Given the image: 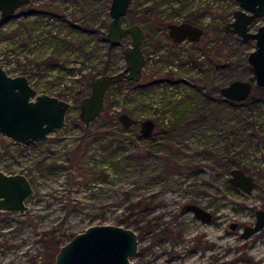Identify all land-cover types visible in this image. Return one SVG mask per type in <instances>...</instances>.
I'll return each mask as SVG.
<instances>
[{"label":"rangeland","instance_id":"374dc122","mask_svg":"<svg viewBox=\"0 0 264 264\" xmlns=\"http://www.w3.org/2000/svg\"><path fill=\"white\" fill-rule=\"evenodd\" d=\"M110 1L32 0L0 21V65L10 75L27 76L39 92L72 104L64 125L47 139L3 142L1 168L25 174L35 192L25 212L0 214V264H55L57 246L94 224L131 228L152 248L166 231L163 239L178 254L198 230L209 244L203 264H264V228L241 237L243 226L255 223L256 211L264 209V87L255 85L241 102L218 90L236 78L254 79L247 55L255 43L223 28L238 1L133 0L132 23L146 31L142 79L111 85L105 111L86 125L80 104L91 92L90 79L101 75L109 60L106 73L126 66L124 57L113 61L103 37ZM145 8H153L155 16L143 15ZM55 14L65 22L51 21ZM183 21L205 29L200 41H172L168 24ZM254 22L259 26L264 17ZM70 23L87 26L90 33L79 36ZM130 41L122 39L116 50L123 52ZM122 112L139 122L153 119L154 132L145 137L140 124L124 128L118 120ZM233 168L254 178L251 193L231 181ZM189 202L207 207L213 220L200 226L184 209ZM233 222L241 229L232 230ZM137 258L132 257L134 264ZM146 260L199 263L183 256L172 263L157 260L153 253Z\"/></svg>","mask_w":264,"mask_h":264},{"label":"water","instance_id":"95a60500","mask_svg":"<svg viewBox=\"0 0 264 264\" xmlns=\"http://www.w3.org/2000/svg\"><path fill=\"white\" fill-rule=\"evenodd\" d=\"M239 8L233 19L224 24L227 33L239 35L243 41H253L254 48L248 53L247 61L252 66L254 79H233L220 89L221 95L230 101L247 100L254 86L264 87V24L253 32L249 26L258 18L264 17V0H237ZM32 0H0V21L10 20L17 9L28 5ZM132 0H111L107 24L106 41L113 46L130 37V44L123 49L126 66L116 73L97 76L91 84V92L81 100L80 119L89 125L106 109V93L111 84L123 80L140 81L146 56L142 45L146 38L145 29L138 23L126 25ZM169 37L173 42L185 39L198 41L204 29L190 22L170 23ZM72 104L57 96L39 92L25 75H10L0 65V134L6 143L31 145L48 138L49 133L61 128ZM124 128L140 124L143 136H150L156 122L145 119L139 122L127 112L118 115ZM0 142V154L2 153ZM231 181L244 192L251 193L256 181L241 168L231 170ZM35 190L30 179L23 173L8 174L0 169V214L5 211L25 212L26 200ZM184 209L193 211L204 222L212 221L208 209L187 203ZM238 222L230 224L236 230ZM264 228V209L256 211V221L246 225L241 233L243 239ZM139 241L136 231L114 224H94L74 235L62 245L56 254L55 264H134L132 257L137 254Z\"/></svg>","mask_w":264,"mask_h":264},{"label":"flooded vegetation","instance_id":"af4514ba","mask_svg":"<svg viewBox=\"0 0 264 264\" xmlns=\"http://www.w3.org/2000/svg\"><path fill=\"white\" fill-rule=\"evenodd\" d=\"M133 1V0H132ZM132 3V2H131ZM236 10V9H235ZM234 10V11H235ZM234 13V12H233ZM258 19H260V18H258ZM257 20V19H256ZM183 22H187V21H183ZM179 23H182V22H179ZM193 24V23H192ZM254 24V22L249 26V30L250 31H252L251 30V26ZM264 24V23H263ZM263 24H261V25H263ZM261 25H259V26H261ZM258 26V27H259ZM258 27H257V29H258ZM203 28V27H202ZM169 29V28H168ZM204 29V28H203ZM169 32V31H168ZM253 32H255V31H253ZM204 34H205V29H204ZM203 34V35H204ZM202 35V36H203ZM202 38V37H201ZM200 38V39H201ZM186 40V39H185ZM185 40H183V41H185ZM189 40V39H188ZM183 41H181V42H183ZM189 41H191V40H189ZM198 41H200V40H198ZM198 41H191L192 43H195V42H198ZM175 43H178V42H175ZM146 56V55H145ZM146 64V63H145ZM145 66V65H144ZM144 69V68H143ZM142 76H143V73H142ZM142 79V78H141ZM200 85V83H198V84H194L192 87L193 88H197V86H199ZM189 87V86H188ZM110 88V87H109ZM108 88V89H109ZM221 89V88H220ZM108 91V90H107ZM0 142H1V145H2V149H3V142L6 144V142H5V140H4V138H3V136H2V140H0ZM10 143H12V142H10ZM3 152V151H2ZM2 154V153H1ZM0 154V155H1ZM0 169H2L1 168V166H0ZM3 170V169H2ZM6 172V171H5ZM6 173H8V174H15V173H10V172H6ZM189 203H195V204H198V205H200V206H202V207H204V208H206V209H208L207 207H205V206H203L202 204H200V203H196V202H189ZM187 204V203H186ZM209 210V209H208ZM259 210V209H258ZM210 211V210H209ZM189 212H191L192 214H193V217H194V219H195V221H197L198 223H199V225L200 226H202V225H206L208 222H204L202 219H200L199 217H197V215L193 212V211H189ZM211 213H212V220H213V212L211 211ZM256 221V220H255ZM254 224V223H253ZM253 224H251V225H253ZM198 225V224H197ZM240 225V224H239ZM239 225H238V227H237V229H241V228H239ZM246 225H248V224H246ZM246 225H244L243 226V229H244V227L246 226ZM250 225V224H249ZM242 233V232H241ZM166 231H164V232H161V233H159L158 234V241L157 242H155V245H153V248L151 247V245L150 246H146V247H144L143 245H142V241H140L139 239H138V241H139V246H141L140 248L138 247V252H137V259H138V264H145V262L144 261H146V264H150V262L149 261H147L146 260V257L147 256H149V255H151V253H153V255L155 256V259H157V260H159V259H164V260H166L167 262L168 261H170L171 263L172 262H176V260L177 259H181L182 258V256L184 257V259L186 260V261H193V260H195L196 258H197V261L199 262V263H197V264H203L202 262V260H204V258L206 257H208L207 256V252H208V249H209V244H208V241H207V239H206V237H205V235H202L201 234V232H199L198 230H197V234H195L194 236H193V238L191 239V244L189 245V247H188V249L186 250V252L185 253H182V254H178V253H175V250L172 248V244L170 245L169 243H167L168 241H166V240H164L163 238L166 236ZM144 236V235H143ZM205 238V239H204ZM153 251V252H152ZM173 251V252H172ZM217 261H218V259H217ZM163 262H165V261H163ZM153 263V262H152ZM162 264V263H161Z\"/></svg>","mask_w":264,"mask_h":264},{"label":"trees","instance_id":"16d2710c","mask_svg":"<svg viewBox=\"0 0 264 264\" xmlns=\"http://www.w3.org/2000/svg\"><path fill=\"white\" fill-rule=\"evenodd\" d=\"M111 2V1H110ZM110 2H108L107 3V8H109V6H110ZM132 4V3H131ZM131 8H129V11H128V14H127V16L124 18V21L126 20V21H128L129 20V22L131 23V24H134V23H132V22H134V13L135 12H137L136 11V9H135V11H131L130 10ZM142 11V14L143 15H145L146 17H148V18H150L151 16H155V13H154V9L153 8H145V9H143V10H141ZM51 18V21L52 20H55V22H65L64 21V16L63 15H61V17H59V15L58 14H55V15H53V16H51L50 17ZM63 19V21H62V19ZM187 22H190V21H187ZM52 22H50V24H51ZM190 23H192V22H190ZM85 24V23H84ZM139 24V23H138ZM170 24V23H169ZM168 24V25H169ZM68 28L70 29V31H73V30H75V31H78L79 32V36H83V35H85L86 33H90V32H88V31H90V30H88V27L86 26H81L80 27V25H73L72 23H70L69 25H68ZM93 32V31H92ZM52 33V32H51ZM77 35V34H76ZM103 37H106V35L103 33ZM105 40V39H104ZM243 41V40H242ZM55 42L57 43V40H55ZM243 42H245V41H243ZM53 45V44H52ZM48 46H51V45H48ZM118 46V45H117ZM117 46H113V45H110V48H111V50H110V57L112 58V59H114L113 61L114 62H117L118 60H120L121 58H123L124 57V54H123V52L122 51H117L118 49H117ZM117 49V50H116ZM112 51V52H111ZM210 53V56L212 57V56H214V53H213V51H210L209 52ZM247 54V52L245 53V55ZM215 59L219 62L220 61V59H221V57H220V55H215ZM110 61V60H109ZM109 61H107V63H106V65H105V67L103 68V70L100 72V73H98V74H104V73H106L107 72V69H108V67H109V65H110V62ZM95 79V77H93L92 79H90V81H93ZM252 80H253V78H251ZM232 81V80H231ZM111 85H113V84H111ZM110 85V86H111ZM218 90H219V92H220V87L218 88ZM233 102H235V101H233ZM114 119L115 120H117V118L116 117H114ZM6 144H9V143H6ZM73 236H71V238H72ZM70 238V239H71ZM60 247L61 246H57V250L58 249H60ZM59 251V250H58ZM58 251H57V253H58Z\"/></svg>","mask_w":264,"mask_h":264},{"label":"built area","instance_id":"2783aa9c","mask_svg":"<svg viewBox=\"0 0 264 264\" xmlns=\"http://www.w3.org/2000/svg\"><path fill=\"white\" fill-rule=\"evenodd\" d=\"M257 27H258V25H255V22H254V24L251 26V30L252 31H256ZM13 76H15V75H13ZM0 140H2V135L1 134H0Z\"/></svg>","mask_w":264,"mask_h":264}]
</instances>
